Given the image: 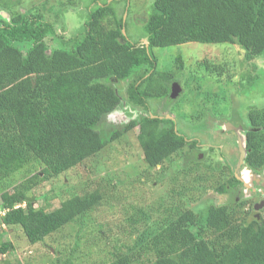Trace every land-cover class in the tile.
Here are the masks:
<instances>
[{"label":"trees","instance_id":"trees-1","mask_svg":"<svg viewBox=\"0 0 264 264\" xmlns=\"http://www.w3.org/2000/svg\"><path fill=\"white\" fill-rule=\"evenodd\" d=\"M112 11L109 6L92 10L71 49L50 48L47 38L55 32L40 22L41 16L11 14L0 26V256L15 250L2 238L4 227H20L36 245L100 205V193L93 192L68 198L46 212L35 208L27 193L97 155L108 142L140 128L137 140L149 169L186 147L199 148L197 141L181 135L175 119L158 114L133 120L109 138L98 131L122 102L112 81H126L136 69L148 67L127 91L131 105L148 109L149 100L169 99L183 67L157 71L154 48L229 44L244 51L248 60L264 55V0H154L144 22L147 44L127 38L123 18L106 28L103 21ZM20 44L28 49L23 51ZM202 65L210 70L208 63ZM247 120L244 162L258 173L264 170V108H250ZM34 165L41 170L29 171L31 176L12 193L3 187ZM223 177L229 179L215 187L220 194L243 185L234 174ZM261 210L241 219L228 205H211L198 214L180 210L175 218L144 229L112 264H136L141 258H151L153 264H264Z\"/></svg>","mask_w":264,"mask_h":264},{"label":"rangeland","instance_id":"rangeland-1","mask_svg":"<svg viewBox=\"0 0 264 264\" xmlns=\"http://www.w3.org/2000/svg\"><path fill=\"white\" fill-rule=\"evenodd\" d=\"M153 1L0 0V26L11 14L41 16L40 22L49 23L55 32L47 38L50 48L71 49L82 37L91 11L109 6L113 14L105 17V27L113 28L125 18L122 30L127 38L133 44H147L144 22ZM18 47L26 51L28 44ZM152 54L159 72H177L183 67L175 97L149 100L148 109L131 105L127 91L146 75L148 67L136 69L128 80L112 81L122 102L98 131L109 138L133 120L158 114L175 119L181 135L197 141L199 148L186 147L163 165L149 169L137 140L138 128L108 142L100 153L59 177L41 181L27 193L35 208L51 212L68 198L93 192L100 193L101 203L36 245L28 242L20 227H4L7 232L2 238L11 241L15 250L0 256V264L4 260L21 264H112L118 254L128 252L132 240L144 229L175 218L180 210L198 214L207 212L211 205H228L237 210L240 219L262 212V206L256 207L261 197L243 186L225 194L215 187L229 179L223 176L233 175L227 160L236 172L240 168L241 146L245 145L242 136L250 130L249 109L264 108V55L248 60L234 45L201 43L154 48ZM203 63H208L210 70ZM40 170L38 165L27 167L3 187L8 186L12 193L31 176L29 171ZM153 262L141 258L136 264Z\"/></svg>","mask_w":264,"mask_h":264},{"label":"flooded vegetation","instance_id":"flooded-vegetation-1","mask_svg":"<svg viewBox=\"0 0 264 264\" xmlns=\"http://www.w3.org/2000/svg\"><path fill=\"white\" fill-rule=\"evenodd\" d=\"M163 117H167V116H163ZM168 119H172V118L170 117ZM246 132L243 134L244 136H242V143H244V144L246 143V141H245L246 140ZM190 141H193V140L190 139ZM198 147H199V145H198ZM242 147L246 151L245 145L242 144ZM226 164L229 165L231 172H233V174L242 181L243 185H241V186H243L245 189L250 191L255 196L257 195L258 197L259 196L261 197V202L259 204H257L256 206H258V205L262 206V209H263L264 208V170L256 173L252 169H250L245 164V162H243L242 164L240 162L241 165L238 166V168L239 167L240 168L238 169L237 172H240L241 175L238 176L236 169L231 166V163L229 160H227Z\"/></svg>","mask_w":264,"mask_h":264},{"label":"water","instance_id":"water-1","mask_svg":"<svg viewBox=\"0 0 264 264\" xmlns=\"http://www.w3.org/2000/svg\"><path fill=\"white\" fill-rule=\"evenodd\" d=\"M124 22H125V18H124ZM123 33L125 34V31L123 30ZM176 83H174L173 85H172V89H171V94H170V97L171 98H174L175 97V95H176V92H175V89H176ZM170 118V117H169ZM241 154H242V158H241V164L244 162V158H245V156H246V151L243 149V147L241 146ZM240 164V165H241ZM30 201H33V200H30ZM256 207H258V206H256ZM259 207H261V206H259Z\"/></svg>","mask_w":264,"mask_h":264}]
</instances>
